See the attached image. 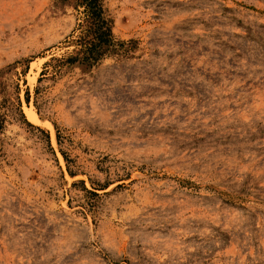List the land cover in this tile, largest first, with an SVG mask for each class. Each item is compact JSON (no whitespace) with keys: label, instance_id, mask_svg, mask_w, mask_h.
I'll return each instance as SVG.
<instances>
[{"label":"rangeland","instance_id":"1","mask_svg":"<svg viewBox=\"0 0 264 264\" xmlns=\"http://www.w3.org/2000/svg\"><path fill=\"white\" fill-rule=\"evenodd\" d=\"M101 1L0 0V264H264V0Z\"/></svg>","mask_w":264,"mask_h":264},{"label":"trees","instance_id":"2","mask_svg":"<svg viewBox=\"0 0 264 264\" xmlns=\"http://www.w3.org/2000/svg\"><path fill=\"white\" fill-rule=\"evenodd\" d=\"M75 2L83 6L86 13L90 38L85 44L84 60L90 65L101 54V48L112 42L110 21L104 15L101 0H75Z\"/></svg>","mask_w":264,"mask_h":264},{"label":"bare ground","instance_id":"3","mask_svg":"<svg viewBox=\"0 0 264 264\" xmlns=\"http://www.w3.org/2000/svg\"><path fill=\"white\" fill-rule=\"evenodd\" d=\"M29 110V109H28ZM27 110V111H28ZM27 116L29 118V120L34 123V124H39V119L37 118V116L34 114V112H31L30 110L27 112Z\"/></svg>","mask_w":264,"mask_h":264}]
</instances>
